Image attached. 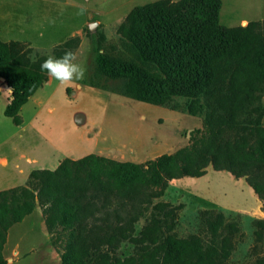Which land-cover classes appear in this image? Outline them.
Masks as SVG:
<instances>
[{"label":"trees","instance_id":"trees-1","mask_svg":"<svg viewBox=\"0 0 264 264\" xmlns=\"http://www.w3.org/2000/svg\"><path fill=\"white\" fill-rule=\"evenodd\" d=\"M221 4L155 0L135 6L117 27L129 56L95 47L102 75L143 82L127 95L155 105L188 95L190 115L205 106L206 139L195 138L145 162L90 153L66 157L54 169L32 170L24 185L0 190V264H6L2 250L8 229L37 205L51 238L66 234L61 264H226L235 246L219 218L205 223L208 243L196 233L179 239L165 234L155 215L139 237L132 236L134 223L170 180L202 176L208 166L243 177L264 207V20L223 25ZM78 44L79 38L71 37L53 56L74 52ZM29 53L24 43L0 38V77L10 90L4 114L16 125L20 107L48 79L40 68L48 56ZM154 208L176 218L166 203ZM263 231L264 219H258L256 243ZM123 239L138 245L135 255H112ZM248 264H264V256Z\"/></svg>","mask_w":264,"mask_h":264},{"label":"rangeland","instance_id":"rangeland-1","mask_svg":"<svg viewBox=\"0 0 264 264\" xmlns=\"http://www.w3.org/2000/svg\"><path fill=\"white\" fill-rule=\"evenodd\" d=\"M151 1L155 0H0V38L24 43L30 49L31 58L36 55L53 56L54 49L65 40L79 38L74 52L78 61L87 69L85 79L70 87L57 85L54 95L41 108L37 118L41 117L38 126L42 134L73 136V145H78L81 143L82 132L87 129L86 125L80 126L84 123V115L88 120L99 122V130H96L95 125L92 126L88 129V136L93 134L95 138H106L110 134L109 141H115L116 147H121L119 153L108 157L132 161L127 152L128 142L134 139V134L130 133L133 129L147 131L152 135V141H156L157 138L153 135L158 137L157 131H167V119L164 116L155 118L158 127L153 130V114H150L147 108L149 106L156 112H160L163 107L178 114L182 125L178 130L181 140L175 144L176 148L191 145L195 138L206 139L208 131L204 118L207 109L203 106L199 113L190 115L186 110L190 96L175 95L170 104L161 106L145 103L127 95L129 92L134 94L143 86V82L135 78H107L98 70L95 47L100 46V51L106 53L128 57L129 53L124 40L117 33V27L133 7ZM221 3L219 20L223 25L237 26L245 25L248 21L264 20V0H221ZM55 85L53 83L48 91L51 92ZM44 86L46 82L41 87ZM198 97L203 104V96ZM111 98L119 100L120 104L111 103ZM261 102L264 107V95ZM48 108H52L51 114L47 113ZM31 113L32 110L29 114ZM2 116L5 118L3 114ZM2 116L0 115V133L9 132L14 126ZM28 117L29 115L26 119ZM262 121L264 124V115ZM34 130L32 124L24 129L26 133ZM45 142L43 138L40 139L41 144ZM83 146L89 149L87 142ZM147 160L149 159L143 162ZM176 180L177 183H171L165 198L178 205V215L172 219L167 218L164 212L158 213L163 222L161 226L166 229L167 225L174 223L178 234L196 233L203 243H208L205 223L210 218H219L225 231L232 236L235 246L226 264H248L257 257L264 256V231L262 240L258 243L254 241L255 222L264 219L263 201L261 200L262 204L257 203L256 195H252L245 179L234 178L228 171L208 166L202 176H183ZM156 204L158 200L152 199L146 210L147 216L157 212L154 208ZM216 208H224L228 212L227 217L224 218ZM24 229L31 231L32 228L24 226ZM30 237L32 241H36L37 232L32 231ZM64 237L66 238L65 233H59L53 235L52 240L56 246H62L60 241L64 242ZM41 254L42 251L39 256ZM38 262L39 260H24L19 264Z\"/></svg>","mask_w":264,"mask_h":264},{"label":"crops","instance_id":"crops-1","mask_svg":"<svg viewBox=\"0 0 264 264\" xmlns=\"http://www.w3.org/2000/svg\"><path fill=\"white\" fill-rule=\"evenodd\" d=\"M53 83L56 85L53 86L51 92H49L48 90ZM57 85H59L58 82L51 80L48 76L46 86H44V88L39 87V90L37 89V91L29 97L27 102L20 107L18 114L21 117V123L16 125L14 124L12 117L4 114L5 107L9 102L10 90L4 81L0 79V115L2 116L3 114L5 118L2 117L10 121L14 126L11 127L12 129L9 127V132L3 133L1 131L0 133V190L24 185L32 170L44 168L54 169L66 157L78 159L90 153L105 156L119 153L121 147H116L117 144L115 141H109L111 140L110 134L107 135L106 138H95L93 137V134L92 136H88V129L94 125L97 127L99 122H95V120L92 119L88 120L84 115H82L84 123L80 126L86 125L87 129L82 132L84 138L80 136L81 143L78 145H73V136L68 137L64 134L58 135L57 133L44 135L41 133L38 126L41 117L39 119L37 118L41 108L45 103L47 104L49 98L54 95ZM110 101L113 104H120L119 100L115 101V99L111 98ZM147 108L151 112L150 114H153V130L158 127L155 123V118L157 116H164L167 119V131L164 133L157 131L158 137L153 135L157 139L156 141H152L153 137L150 133L148 134L147 131L140 132L136 131V128L133 129L130 133L134 134V139L128 142L129 151L127 152V155L130 156L131 160L134 162H143L146 159H153L165 152L169 153L171 150H176L178 148L175 147V144H178L177 142L181 140L178 135V130L181 128L182 123L178 119V114L169 108L162 107L160 108V112H156L154 108H150L149 106ZM30 110H32L31 114H29ZM51 112L52 108H48L47 113L51 114ZM28 115L29 117L26 119ZM30 124H32V127L35 128V130L26 133L24 129ZM97 129L99 130V126L96 130ZM68 132L71 133V130ZM111 133H114V131ZM41 138L46 141L44 144L40 143ZM85 142L88 143L89 149L84 148L83 145ZM238 179L242 180L244 178L240 177ZM173 181L174 183H177L176 179L170 180V184L164 189L163 194L153 198V200L157 199L158 203H166L167 209H173L176 215H178V212L176 211L178 205L176 206L172 201H168L165 198L168 188ZM250 191L253 195L254 191L251 187ZM255 200L258 204H262V201L257 195ZM223 209L224 208H216L215 210L226 218V213L228 212ZM227 211L231 212L234 210ZM194 212L195 211L192 213L194 214ZM158 213L161 214L160 211H157L154 215L160 220L161 216ZM151 218L152 214L147 216L145 211L134 223V232L132 236L139 237L141 231L150 224ZM162 223L163 222L160 221V224ZM170 224V226H166V229L164 226H161L165 234L171 235L175 239L185 238L190 234H178V232H176V227H174V223ZM24 226H28L29 229L32 228L31 231L24 229ZM32 231H36L38 234V239L36 241H32L30 237ZM60 242L62 243V246L54 245L51 235L46 229L41 207L37 205L31 213L22 219V221L13 224L8 229L2 253L6 259V264H19L24 260L31 262H37L39 260L38 264H61V254L63 252L64 242ZM41 251L42 254L39 256ZM137 252V244L129 242V239H123L112 255L124 258L135 255Z\"/></svg>","mask_w":264,"mask_h":264},{"label":"clouds","instance_id":"clouds-1","mask_svg":"<svg viewBox=\"0 0 264 264\" xmlns=\"http://www.w3.org/2000/svg\"><path fill=\"white\" fill-rule=\"evenodd\" d=\"M41 71L58 82L60 86H73L86 76V67L78 61L77 54L71 50L62 56H48L41 65Z\"/></svg>","mask_w":264,"mask_h":264},{"label":"water","instance_id":"water-1","mask_svg":"<svg viewBox=\"0 0 264 264\" xmlns=\"http://www.w3.org/2000/svg\"><path fill=\"white\" fill-rule=\"evenodd\" d=\"M0 79L4 81V78L3 77H0Z\"/></svg>","mask_w":264,"mask_h":264}]
</instances>
